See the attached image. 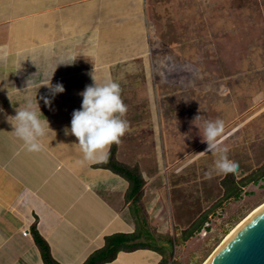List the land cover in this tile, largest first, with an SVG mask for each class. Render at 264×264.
Returning a JSON list of instances; mask_svg holds the SVG:
<instances>
[{
    "label": "crops",
    "instance_id": "1",
    "mask_svg": "<svg viewBox=\"0 0 264 264\" xmlns=\"http://www.w3.org/2000/svg\"><path fill=\"white\" fill-rule=\"evenodd\" d=\"M162 6L182 14L190 0H0V264H43L30 234L34 223L58 264H83L105 237L135 230L126 182L95 167L102 161L79 163L78 141L64 129L93 75L98 83L111 78L121 86L130 124L116 159L143 174L140 151L153 149L152 71L159 66L147 14L157 19ZM50 81L65 91L51 96ZM28 101L38 102L50 125L39 152L27 151L13 131L11 117ZM160 260L137 250L109 264Z\"/></svg>",
    "mask_w": 264,
    "mask_h": 264
},
{
    "label": "rangeland",
    "instance_id": "2",
    "mask_svg": "<svg viewBox=\"0 0 264 264\" xmlns=\"http://www.w3.org/2000/svg\"><path fill=\"white\" fill-rule=\"evenodd\" d=\"M174 10L162 6L157 19L147 14L159 66L152 71L153 149L140 151L152 236L146 243L168 249V264H204L226 235L264 204L261 180L217 209L187 242L172 244L222 196L224 174L208 175L216 157L205 152V120L225 122L218 144L238 162L237 179L264 165V0H190L184 13Z\"/></svg>",
    "mask_w": 264,
    "mask_h": 264
},
{
    "label": "clouds",
    "instance_id": "3",
    "mask_svg": "<svg viewBox=\"0 0 264 264\" xmlns=\"http://www.w3.org/2000/svg\"><path fill=\"white\" fill-rule=\"evenodd\" d=\"M94 84L88 85L80 93L82 96L81 108L72 113L71 127L65 128V135H74L78 141L76 144L82 153L79 163L106 161L108 151L113 144L119 145L122 137L130 131L129 121L125 118L128 108L122 99V89L118 82L111 78L98 83L93 75ZM51 96L63 93V84H51ZM46 106L51 108L52 101L41 96ZM3 111V109H0ZM38 102L36 105L28 101L16 109V115L11 117L15 121L14 134L22 140L29 152H39L43 148V140L50 129L49 121L44 118ZM44 117V116H43ZM197 117L196 119H198ZM225 133V122L222 119L205 120L203 129V141L207 143L205 152H212L215 161L208 175L212 173H235L238 162L228 156V148L220 147L218 139Z\"/></svg>",
    "mask_w": 264,
    "mask_h": 264
},
{
    "label": "trees",
    "instance_id": "4",
    "mask_svg": "<svg viewBox=\"0 0 264 264\" xmlns=\"http://www.w3.org/2000/svg\"><path fill=\"white\" fill-rule=\"evenodd\" d=\"M116 153L117 145L113 144L108 151L106 161H102L95 167L107 170L126 182L127 188L124 193V202L127 205L135 230L130 234H114L105 237L104 245L93 252L83 264H109L116 259L119 253H131L137 250L155 252L161 256V260L158 264H168V260L171 257L166 251L168 249L146 243V240L152 239V236L148 232V226L146 223V213L143 204L146 182L141 170L137 164L134 166H127L118 162L116 159ZM261 180H264V165H261L255 171L240 179H237L234 173L224 175L220 181V187L222 189L221 198L208 210L200 214L187 229L182 230L178 240L176 241L174 238L172 244L176 246V243L183 244L187 242L204 228L208 223V217L212 216L217 209L231 201L239 200L242 190L245 187L252 184L256 185ZM30 234L34 245L40 254L42 263L58 264L51 257L47 243L38 234L35 223L30 228Z\"/></svg>",
    "mask_w": 264,
    "mask_h": 264
},
{
    "label": "water",
    "instance_id": "5",
    "mask_svg": "<svg viewBox=\"0 0 264 264\" xmlns=\"http://www.w3.org/2000/svg\"><path fill=\"white\" fill-rule=\"evenodd\" d=\"M207 264H264V209L241 225Z\"/></svg>",
    "mask_w": 264,
    "mask_h": 264
},
{
    "label": "bare ground",
    "instance_id": "6",
    "mask_svg": "<svg viewBox=\"0 0 264 264\" xmlns=\"http://www.w3.org/2000/svg\"><path fill=\"white\" fill-rule=\"evenodd\" d=\"M261 209H264V204L259 205L255 209H253L241 222H239L236 227L230 231L229 234L226 235L222 243L215 249V251L210 255V257L204 262V264H207L209 259L213 256V254L223 245V243L241 226L243 225L248 219H250L254 214H256Z\"/></svg>",
    "mask_w": 264,
    "mask_h": 264
},
{
    "label": "built area",
    "instance_id": "7",
    "mask_svg": "<svg viewBox=\"0 0 264 264\" xmlns=\"http://www.w3.org/2000/svg\"><path fill=\"white\" fill-rule=\"evenodd\" d=\"M22 235H23L24 237H26V236L28 235V232L24 231V232L22 233Z\"/></svg>",
    "mask_w": 264,
    "mask_h": 264
}]
</instances>
